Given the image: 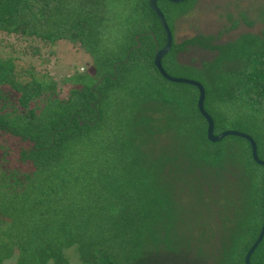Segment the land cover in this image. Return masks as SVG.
I'll return each mask as SVG.
<instances>
[{
	"label": "trees",
	"instance_id": "trees-1",
	"mask_svg": "<svg viewBox=\"0 0 264 264\" xmlns=\"http://www.w3.org/2000/svg\"><path fill=\"white\" fill-rule=\"evenodd\" d=\"M147 1L0 0V34L70 42L91 60L60 96L24 53L0 56V264H69L74 247L80 264H243L260 233L264 167L241 138L209 142L196 89L156 70L163 31ZM195 1H156L171 33ZM252 12L241 20L260 32L172 37L161 62L202 86L213 134L250 136L264 160V5ZM187 47L214 56L180 64ZM249 264H264V237Z\"/></svg>",
	"mask_w": 264,
	"mask_h": 264
},
{
	"label": "rangeland",
	"instance_id": "rangeland-1",
	"mask_svg": "<svg viewBox=\"0 0 264 264\" xmlns=\"http://www.w3.org/2000/svg\"><path fill=\"white\" fill-rule=\"evenodd\" d=\"M259 5H264V0H196L191 12L175 21L171 33L173 42L178 44L184 39L202 34L212 35L214 43L221 44L232 41L242 34L258 33L262 26L258 22L252 25L243 23L241 14L246 13L248 20H253L256 15L252 9ZM229 15L232 18L228 21ZM150 19L152 20V17ZM234 20L240 22L237 27L224 32ZM146 25L145 23L144 28L138 26L139 28L132 31H148ZM33 48L35 52H32ZM21 53H24L22 58L27 63L26 69L31 71L35 78L54 82L55 91L60 96L67 90L62 80L74 76L77 72L86 73L91 65L90 58L81 52L77 44L60 41L51 47L33 37L23 39L0 34V56L21 55ZM213 56L214 54L208 50L187 47L177 53L176 61L180 64L200 67L202 61H208ZM65 254L69 264H80L76 258L75 247L66 250ZM13 261L14 258L8 259L2 264H13Z\"/></svg>",
	"mask_w": 264,
	"mask_h": 264
},
{
	"label": "water",
	"instance_id": "water-1",
	"mask_svg": "<svg viewBox=\"0 0 264 264\" xmlns=\"http://www.w3.org/2000/svg\"><path fill=\"white\" fill-rule=\"evenodd\" d=\"M156 1L157 0H148L147 1V6L148 9L151 10L155 17L157 18L162 31H163V43L160 47H157L156 45H154V50H153V65L156 68V70L160 73V75L162 76L163 79L167 80L169 83H173V84H183V85H188L191 86L193 88L196 89L197 91V109L200 113V115L202 116L203 119H205V136L206 139L209 142H214L217 143L218 141L222 140L225 137H237V138H241L245 141H247L250 145V149H251V156L252 159L258 164V166L264 167V160H261L258 158V154H257V146H256V142L253 141V139L243 133L237 132V131H232V130H226L223 131L219 134H213V119L211 118V116L205 111L203 103H204V89L202 88V86L197 83L196 81L193 80H189V79H184V78H174L171 77L163 68L162 66V58L166 55V53L169 51L171 44H172V36H171V32L169 30V26L165 20V17L162 13L161 10L158 9V7L156 6ZM169 3H173V4H178V3H182L185 0H167ZM152 40L153 37L151 36ZM134 41L137 40V37L133 38ZM154 41V40H153ZM139 47V44H136V48ZM78 124L81 126V123L78 122ZM260 233L257 236L256 240L254 241V243L252 244V246L250 247V249L248 250V252L246 253V255H244L243 258V264H249V258L252 255V253L254 252V250L257 248V246L260 244V242L262 241L263 237H264V190L262 193V222H261V226H260Z\"/></svg>",
	"mask_w": 264,
	"mask_h": 264
}]
</instances>
